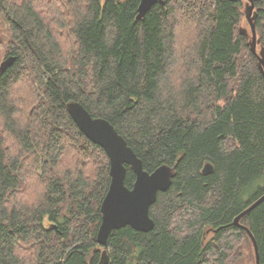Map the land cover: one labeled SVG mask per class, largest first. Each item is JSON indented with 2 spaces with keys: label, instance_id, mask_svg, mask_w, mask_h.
<instances>
[{
  "label": "trees",
  "instance_id": "obj_1",
  "mask_svg": "<svg viewBox=\"0 0 264 264\" xmlns=\"http://www.w3.org/2000/svg\"><path fill=\"white\" fill-rule=\"evenodd\" d=\"M164 2L138 20L140 0H0L14 59L0 71V264H99L104 251L108 264H238L254 252L233 224L264 195V77L244 1ZM71 102L108 120L146 171L175 170L150 232L97 243L110 161ZM241 224L264 264V201Z\"/></svg>",
  "mask_w": 264,
  "mask_h": 264
},
{
  "label": "water",
  "instance_id": "obj_2",
  "mask_svg": "<svg viewBox=\"0 0 264 264\" xmlns=\"http://www.w3.org/2000/svg\"><path fill=\"white\" fill-rule=\"evenodd\" d=\"M232 2L246 1L245 15L251 29V40L248 45L251 52L258 60V67L264 77V47L260 54L257 53L259 44L256 32V5L254 0H230ZM164 0H140L137 19L142 20L153 6ZM250 37V36H249ZM12 58L3 61L0 71H4L13 63ZM68 112L81 132L94 144L101 146L110 161V187L101 205L102 221L97 232V243L106 247L109 236L113 231L124 227H131L135 231L150 232L155 226L150 216L151 207L157 202L158 194L167 192L172 186L175 170L162 165L153 172L144 169L143 161L137 156L127 141L121 136L115 127L104 118L93 117L80 103L71 102ZM129 166L136 180L132 188L125 184ZM213 166L207 163L203 173H212ZM264 201V195L250 204L244 211L237 215L233 224L244 230L250 237L256 264L260 263V254L257 242L248 227L241 224V219L251 213ZM99 264H108L106 251L103 252Z\"/></svg>",
  "mask_w": 264,
  "mask_h": 264
},
{
  "label": "rangeland",
  "instance_id": "obj_3",
  "mask_svg": "<svg viewBox=\"0 0 264 264\" xmlns=\"http://www.w3.org/2000/svg\"><path fill=\"white\" fill-rule=\"evenodd\" d=\"M244 6L246 7V1H244ZM245 7H244V12H245ZM242 26L251 35V29H250V26H249L246 19L244 20ZM250 40H251V36L249 37V41ZM67 43L70 44V42H68V41H67ZM261 47L262 46L260 44H258V46H257V53L258 54H260ZM4 57H5V44H0V67L4 61ZM253 250H254V248H253ZM238 264H256L255 253L251 252L250 248H248L245 252L243 259Z\"/></svg>",
  "mask_w": 264,
  "mask_h": 264
}]
</instances>
